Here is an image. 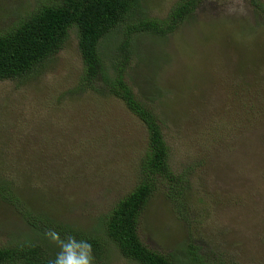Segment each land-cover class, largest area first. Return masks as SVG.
<instances>
[{"label":"rangeland","instance_id":"1","mask_svg":"<svg viewBox=\"0 0 264 264\" xmlns=\"http://www.w3.org/2000/svg\"><path fill=\"white\" fill-rule=\"evenodd\" d=\"M40 1L0 0V32ZM176 1L140 0L138 13L161 17ZM261 22L247 0H204L173 33L142 30L133 36L138 47L127 70L129 82L142 98L143 90L155 97L176 177L151 192L140 236L184 264H264V116L250 101L244 108L243 96L239 100L238 94L225 92L226 84H239V76L231 73L235 66L245 87L247 77L261 79L245 70L243 53L237 51L244 47L252 56L251 47H259L261 62ZM123 29L103 39L100 50L108 62ZM251 37L258 46L245 45ZM77 41L73 28L63 47L37 69L0 80V185L15 187L29 212L0 195V245L48 241L61 253L69 237L44 233L31 222L30 216L38 215L43 223L101 237L104 261L92 257L91 264H138L119 252L102 222L119 199L147 180L141 161L147 128L112 94L94 106L97 94L92 99L80 79ZM155 54L161 59L153 60ZM147 69L164 86L162 98L160 89L146 83ZM254 90L251 84L252 95ZM181 177L189 179V190ZM171 187L179 189L178 197ZM199 243L207 253L201 262H189L190 244Z\"/></svg>","mask_w":264,"mask_h":264},{"label":"trees","instance_id":"2","mask_svg":"<svg viewBox=\"0 0 264 264\" xmlns=\"http://www.w3.org/2000/svg\"><path fill=\"white\" fill-rule=\"evenodd\" d=\"M203 1L177 0L167 10L166 15L155 17L147 14L139 15L140 0H41L23 18L14 21L10 27L0 32V80H2L20 78L37 69L63 47L69 31L74 28L83 63L80 79L86 86L85 88L93 92L92 99L97 94L94 106H98L100 99H105L112 94L115 98L123 101L147 128L146 150L141 159L147 180L141 181L119 199L103 217L102 222V229L119 252L138 264H184V262L170 253L159 251L144 243L140 236L142 234L141 218L147 208L151 192L157 188L158 184L164 182L167 184L166 182H172L176 177L170 168L171 155L162 132L161 115L154 105L155 97L148 96L143 90L142 98L141 92L137 93L129 82L127 70L131 67L132 58H134L138 47L133 36L140 34L142 30L158 36L173 33L193 15V12ZM247 1L254 14L262 17L263 27L264 1ZM120 26L124 28V34L118 41L117 47H114L115 54L109 55L108 62L100 47L104 45L103 39ZM258 32L259 30L255 29L254 34ZM254 40H256L255 37H251L245 45L253 46L255 44L258 46ZM251 48L252 56L244 54V47H238L237 51L240 50L243 53L242 63L246 64L245 70L256 74L261 79L255 82L247 77L249 86L245 87L243 78L240 79L242 76L239 74L242 73V70L240 71V68L235 66V70H232L231 73L239 76V84L233 86L226 84L225 92L230 96L238 94L239 100L243 96L245 101L242 102V105L244 108L250 101L253 103L251 107L257 105V110L264 116V98L258 97L264 93V54L259 62L257 60L260 56L257 55L260 53L257 49L259 47ZM152 59L158 61L161 59V55H152ZM134 67L137 69L138 66L134 65ZM147 71L150 72L148 69ZM150 74L151 77L146 80V83L150 85L152 82L160 89L158 95L162 98L164 86H159L152 72ZM134 76L136 77V71ZM251 84L255 85L253 95L249 92ZM158 104L163 103L159 101ZM227 106H233V101L227 100ZM256 117L253 116V119ZM188 180L184 181L182 177L180 178V182L185 183L189 190ZM16 192L15 187L13 189L8 185H0V195L12 204L23 207L27 213L28 210L25 208L27 205L21 198L23 195L21 193L17 195ZM171 193L177 197L180 195L179 189H173V187H171ZM180 197L181 199L177 202L181 205L183 196ZM30 219L44 233L54 231L58 240L71 237L77 243L82 240L87 241L91 244V257L98 263L104 261L105 241L98 235L83 230L75 232L68 227L63 228L55 226L53 223L50 224V221L43 223L38 215L30 216ZM55 227L56 229H54ZM52 244H49L48 241L26 240L0 245V264H49V261L55 260L57 257L56 248L53 246L55 243ZM201 245V243L190 244L189 262H201V254L207 253Z\"/></svg>","mask_w":264,"mask_h":264},{"label":"clouds","instance_id":"3","mask_svg":"<svg viewBox=\"0 0 264 264\" xmlns=\"http://www.w3.org/2000/svg\"><path fill=\"white\" fill-rule=\"evenodd\" d=\"M83 248L86 252L75 251L74 249ZM91 244L87 241L77 243L69 237V243L63 245V251L57 255L55 260L49 261V264H91Z\"/></svg>","mask_w":264,"mask_h":264}]
</instances>
